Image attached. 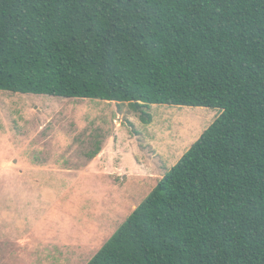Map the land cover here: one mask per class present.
<instances>
[{
    "label": "trees",
    "instance_id": "16d2710c",
    "mask_svg": "<svg viewBox=\"0 0 264 264\" xmlns=\"http://www.w3.org/2000/svg\"><path fill=\"white\" fill-rule=\"evenodd\" d=\"M0 90L220 109L87 264H264V0H0Z\"/></svg>",
    "mask_w": 264,
    "mask_h": 264
},
{
    "label": "rangeland",
    "instance_id": "374dc122",
    "mask_svg": "<svg viewBox=\"0 0 264 264\" xmlns=\"http://www.w3.org/2000/svg\"><path fill=\"white\" fill-rule=\"evenodd\" d=\"M144 109L0 90V264H87L221 112Z\"/></svg>",
    "mask_w": 264,
    "mask_h": 264
},
{
    "label": "crops",
    "instance_id": "0c3cea01",
    "mask_svg": "<svg viewBox=\"0 0 264 264\" xmlns=\"http://www.w3.org/2000/svg\"><path fill=\"white\" fill-rule=\"evenodd\" d=\"M116 150V149H115ZM107 153V148H100L98 151H96L95 152V156H93V158L91 159V164L88 166V168L85 170L86 172L88 171V170H90L91 168V165L92 164H95L99 159H101L105 154ZM102 168H105V165L103 166L102 165ZM35 172H38V171H42L43 169H42V167H35ZM84 171V172H85ZM0 241L2 242H4V239H0ZM5 248H6V250H8L9 249V240H7V243H6V245L5 244H3V248H2V250H5Z\"/></svg>",
    "mask_w": 264,
    "mask_h": 264
}]
</instances>
